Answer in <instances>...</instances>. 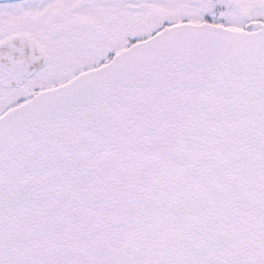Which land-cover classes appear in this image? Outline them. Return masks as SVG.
I'll return each mask as SVG.
<instances>
[{
  "label": "snow or ice",
  "instance_id": "snow-or-ice-1",
  "mask_svg": "<svg viewBox=\"0 0 264 264\" xmlns=\"http://www.w3.org/2000/svg\"><path fill=\"white\" fill-rule=\"evenodd\" d=\"M0 264H264V0H0Z\"/></svg>",
  "mask_w": 264,
  "mask_h": 264
}]
</instances>
